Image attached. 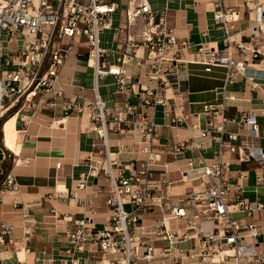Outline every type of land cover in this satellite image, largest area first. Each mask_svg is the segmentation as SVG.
Returning <instances> with one entry per match:
<instances>
[{
  "label": "built area",
  "instance_id": "obj_1",
  "mask_svg": "<svg viewBox=\"0 0 264 264\" xmlns=\"http://www.w3.org/2000/svg\"><path fill=\"white\" fill-rule=\"evenodd\" d=\"M206 1L211 5L213 26L223 31L220 47L204 40L206 31L200 33L202 40L198 42L180 36L170 24L167 6L153 11L146 0H129L120 9L115 30L118 47L109 50L101 45L100 33L111 27L112 15L118 9L115 0H0V52L9 50L11 43L17 46L16 54L0 53V121L14 107L33 115L38 105L36 97L41 98L46 92L61 95V91L54 89V80L72 54L84 57L93 68L95 80L115 75L119 92L134 85L121 69L123 64L134 61L144 68L143 83L140 74L136 80L140 110L129 102L108 108L97 92L93 99L79 95L64 105L66 110L89 111L91 131L100 140L94 142V150L85 158L87 169L81 172L71 197L79 205L90 207L93 213V198L104 191L97 183L101 179L108 185L105 203L109 207V215L101 227L91 215L73 220L66 232L71 244L67 254L74 255L94 243L103 256H111L101 259L100 264H225L229 258L232 264H264V226L257 217L264 211V202L243 197L242 181L247 174L240 171L237 177L233 176L227 160V156L237 154L240 161L254 160L264 173V150L248 143L237 146L239 133L225 127L228 121L225 111L235 99L228 85L240 77L256 87L257 80L264 79V69L251 70L244 59L236 56L264 62V6L259 0H241V5L225 0ZM242 5L252 14L247 40L236 39L232 34ZM140 47L146 50L145 56L137 54ZM112 54L117 55L120 67L108 63L107 57ZM189 63L203 65L205 72L212 71L214 66L225 71L216 101L203 104L207 121L199 132L200 138L218 140L217 150L210 158L197 156L196 166L193 160L188 161L189 172L193 179L199 180L200 187L189 191L185 204L179 206L155 196L158 181L155 167L160 153L153 147L159 134L151 108L166 103L157 94L171 77L180 90L188 75L186 70L185 76H180L181 68ZM145 81L154 82V86L148 88ZM258 116L264 117V98L262 106L241 116L242 123L250 125L248 137L259 135ZM126 132L137 137L134 144L143 154L137 158L136 166L123 164L117 152L111 150L110 133ZM189 146L202 149L203 142L183 139L173 146V151ZM232 177L234 183L230 182ZM94 180V187L86 192ZM263 180L264 174L256 175V184H262ZM17 189L15 175L9 169L0 182V197ZM82 191L84 195L79 194ZM156 206L165 213L151 224L145 223L142 215ZM14 208L20 210L22 217L29 215L28 208L17 202ZM236 213L243 217L234 218ZM170 220L182 224L181 237L176 238L177 231L169 228ZM205 221L212 225L206 233L202 228ZM13 229L12 224L2 222L0 246L12 242ZM157 240L167 241L168 245L157 247L154 244ZM178 240H193V245L189 249L179 248L175 246ZM162 259H168L169 263H162ZM69 263L80 264L77 257L70 258Z\"/></svg>",
  "mask_w": 264,
  "mask_h": 264
},
{
  "label": "crops",
  "instance_id": "obj_2",
  "mask_svg": "<svg viewBox=\"0 0 264 264\" xmlns=\"http://www.w3.org/2000/svg\"><path fill=\"white\" fill-rule=\"evenodd\" d=\"M129 0H115L118 9L112 15L111 27L100 33L101 45L109 50L118 47L114 39L115 30L120 19V9L125 8ZM153 11L168 7L170 24L174 25L180 36H186L191 42L202 40L201 32L206 31L204 40L221 46L223 31L213 26L211 5L206 0H146ZM227 3L234 2L241 5V0H225ZM263 3L264 0H259ZM239 20L235 22L232 30L236 39H248V26L250 17L245 6L238 9ZM15 44H9V50L0 53L3 56L16 52ZM79 50L84 51V48ZM139 56H145L146 50L142 47L136 50ZM10 53V54H9ZM13 55V54H12ZM115 54L108 55L110 65L121 66L116 61ZM244 59L251 70L264 69V62L252 60L250 57L236 55ZM204 66L196 63L183 64L180 76L188 75L183 86L178 91L173 83L174 77L167 82L165 88H159L158 94L166 101L165 104H156L151 108L153 120L159 139L155 150H159L160 160L155 167L157 200L163 199L170 204L182 206L185 197L192 189L200 187L199 180L193 179L189 172L188 161L201 155L206 158L213 156L218 147V140L212 137L200 138V129L204 128L207 116L202 112L203 104L215 102L217 91L223 84L224 71L222 67L214 66L212 71L205 72ZM125 76L130 77L133 87L119 92L115 75H107L95 80L93 68L86 62L84 57L72 54L67 58L58 77L54 80V89L61 91V95L55 96L52 92L44 93L38 99V105L32 115L31 111L12 108L13 112L4 120L2 128L3 142L6 134H12L8 139L11 152L8 156L0 147V182L7 170L12 169L18 184L14 192H6L0 197V229L2 222L14 226L12 242L0 246V264H70L72 257H77L80 264H100V259H108L111 256H103L94 243H89L74 255L66 253L71 244L67 239L66 232L71 227L73 220L84 215H91L98 227L105 223L109 215V207L105 203L107 197V183L101 179L104 191L93 198L90 207H84L71 197L72 189L75 188L81 172L86 171L85 158L94 150V142H99L91 131V118L87 110L76 112L66 110L65 104L81 95L85 99H93L97 92L106 107L114 108L125 102L132 103L137 110L141 109L137 91L139 84L143 83V67L130 61L121 66ZM187 70V71H186ZM248 80L237 77L228 85L230 94L235 99L228 103L225 115L228 121L225 127L230 132L239 133L237 146L248 143L253 148L264 150V117H257L259 135L247 136L250 125L241 121L243 113L262 106L264 98V79L257 80L258 85L253 87ZM149 88L154 82L145 81ZM80 100V99H77ZM82 101V99H81ZM219 120V117H217ZM217 120V121H218ZM7 130V131H6ZM136 136L126 132L123 134L110 133L109 139L111 150L117 152L123 164H138L137 158L143 156L137 151L134 144ZM202 140L203 148L196 149L189 146L186 149L174 152L173 146L180 140ZM229 170L237 177L240 171H245L247 178L243 182V197L264 202V180L262 184H256V175H263V171L254 160L240 161L237 154L227 156ZM17 161V162H15ZM235 177L230 182H235ZM92 183V182H90ZM96 180L90 184L86 192L91 191ZM85 191L79 192L84 195ZM156 200V201H157ZM14 202L28 208L29 215L22 217L20 210L14 208ZM129 207V206H127ZM164 210L158 206L142 215L143 221L151 224L155 218H160ZM234 218H242L241 214H233ZM264 226V211L258 216ZM250 221L251 218H245ZM171 230H176L181 237L184 229L181 223L170 220L168 223ZM204 232L212 228L211 222H202ZM155 246L164 247L167 241L157 240ZM193 240L177 241L176 247L189 249ZM66 262V263H65ZM162 263H169L168 259H162ZM143 264V262H140ZM220 264V263H217ZM225 264H232L229 258Z\"/></svg>",
  "mask_w": 264,
  "mask_h": 264
},
{
  "label": "rangeland",
  "instance_id": "obj_3",
  "mask_svg": "<svg viewBox=\"0 0 264 264\" xmlns=\"http://www.w3.org/2000/svg\"><path fill=\"white\" fill-rule=\"evenodd\" d=\"M15 48H17V46H15ZM13 53H11V54H16L17 52H14V51H12ZM10 54V53H9ZM10 54V55H11ZM13 112L11 111L10 113H6L4 116H3V118L1 119V121H0V147H1V149H3V151H4V153L8 156V152H11V151H9L7 148H9V146L7 145V144H9L8 142H7V134H6V136H5V138H4V142L2 141L3 140V135H2V128H3V124H4V120L9 116V115H11ZM13 136H12V134H11V138H12ZM4 144H5V146L7 147H5L4 146ZM128 208V207H127ZM102 255V254H101ZM107 259V258H106ZM105 259V260H106ZM101 260V259H100Z\"/></svg>",
  "mask_w": 264,
  "mask_h": 264
},
{
  "label": "bare ground",
  "instance_id": "obj_4",
  "mask_svg": "<svg viewBox=\"0 0 264 264\" xmlns=\"http://www.w3.org/2000/svg\"><path fill=\"white\" fill-rule=\"evenodd\" d=\"M4 126V125H3ZM7 131V130H6ZM7 136H8V139H10L11 138V134H7ZM7 142H8V140H7ZM227 252H230V251H227Z\"/></svg>",
  "mask_w": 264,
  "mask_h": 264
}]
</instances>
